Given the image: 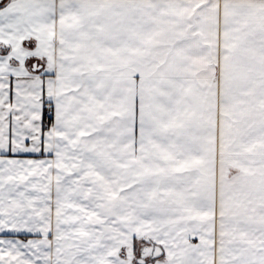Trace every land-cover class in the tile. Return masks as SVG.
<instances>
[{
  "label": "snow or ice",
  "instance_id": "obj_1",
  "mask_svg": "<svg viewBox=\"0 0 264 264\" xmlns=\"http://www.w3.org/2000/svg\"><path fill=\"white\" fill-rule=\"evenodd\" d=\"M0 264H264V0H0Z\"/></svg>",
  "mask_w": 264,
  "mask_h": 264
}]
</instances>
